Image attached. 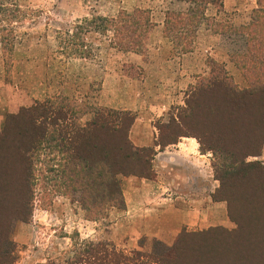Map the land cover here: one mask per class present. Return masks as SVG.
Segmentation results:
<instances>
[{
    "label": "rangeland",
    "instance_id": "obj_1",
    "mask_svg": "<svg viewBox=\"0 0 264 264\" xmlns=\"http://www.w3.org/2000/svg\"><path fill=\"white\" fill-rule=\"evenodd\" d=\"M183 1L0 0V133L8 117L21 108L57 99L69 106L82 124L101 108L147 116L153 131L150 137L164 143L187 131L178 124L177 116L189 103L194 115L185 121L191 130L234 140L235 146L230 148L241 157L255 149L254 134H264V121L259 117L264 115V93L236 105L234 100L224 99L221 88L200 95L195 89L221 70L229 74L238 89L264 82V60H249L248 65L242 57L252 51L264 56V0H240L235 9H224L221 0ZM254 1L258 7H252ZM120 11H140L148 20L135 51H119L110 45L111 32L104 35L86 27L79 34L80 41L87 44L85 48L58 46V34L72 30L74 24L97 15L115 17ZM246 26L256 28L250 44L246 43ZM254 41L258 46L253 47ZM164 46L175 51L161 53ZM181 48L195 53L185 58L187 81L177 84L175 77L180 73L175 63L169 62L164 69L160 56L171 59ZM208 48L209 52L204 50ZM74 51L77 54L69 55ZM249 66L256 71L248 70ZM15 103L19 105L17 110L8 109ZM109 139L108 134L102 137L106 147ZM259 152L246 160L264 165V139ZM205 153L209 154L215 184L211 186V208L192 214L195 223L179 228L188 214L129 211L125 185L132 187L137 207L143 206L151 199L145 190L148 181L142 180L147 177L121 175L123 206H112L107 194L95 203L90 194H85L84 202L82 190L72 193L62 185L69 174L64 155L45 153L44 165L39 164L37 169L32 217L27 222L13 221L14 245L10 247L15 252L0 264H70L98 243L129 255L133 251L161 254L171 248L177 252V264H264V174L259 177L246 170L238 174V183L226 191L233 194L230 207L235 217L230 216L228 201L221 200L227 207L222 222V212L213 202L222 197L218 194V175H227L222 168L226 157L220 146ZM99 169L104 174L101 191L107 193V167L101 165ZM97 170L93 167L90 173L95 175ZM152 173L153 178L148 179H154L155 171ZM151 191L170 189L157 187Z\"/></svg>",
    "mask_w": 264,
    "mask_h": 264
},
{
    "label": "trees",
    "instance_id": "obj_2",
    "mask_svg": "<svg viewBox=\"0 0 264 264\" xmlns=\"http://www.w3.org/2000/svg\"><path fill=\"white\" fill-rule=\"evenodd\" d=\"M259 11L260 8L257 12ZM143 17L140 11L132 14L120 11L115 17L93 16L74 24L73 29L65 34L60 32L57 36L58 46L85 48L87 44L80 41L79 34L86 27L87 31L99 34L107 35L111 32L110 45L119 51H135L140 47L144 32L149 26L148 20L146 18L144 20ZM251 24L253 22L249 26ZM249 26H246L247 44H250L256 31L255 27ZM255 41L253 47L258 46ZM71 54L75 55L77 52H69V55ZM242 57L244 64H248L249 60L250 63L264 60V56L260 57L256 51L244 53ZM249 68L253 72L256 71L254 66H249L248 70ZM261 69L264 75V67ZM218 88L223 90L227 102L234 100L238 105L249 103L252 98L264 93V82L238 89L231 82L229 74L221 70L206 82L200 83L195 91L197 95L211 94ZM187 104V109L177 116L178 124L187 131L180 132L177 138L159 144L163 146L175 142L180 136H193L198 139L204 153L206 150L215 151V146H220L222 154L226 157L222 168L227 175H218L221 181L218 194L222 197L216 200H227L230 207L233 194L226 191L238 183L237 178L241 171L255 172L259 177L264 174V165L261 162L246 160L249 155H260L264 134L256 132L253 136L255 149L243 157L238 156L237 152L230 148L235 146L234 140L226 137L212 138L209 131L201 134L190 129L185 118L190 115L193 117L194 110L188 109L191 105ZM259 117L264 121V115ZM135 118L134 114L128 111L101 108L90 121L82 124L72 109L57 99L36 101L32 106L23 107L19 113L8 117L4 132L0 133V262L15 252L10 247L14 245L11 240L13 221L27 222L32 217L37 169L39 164L44 165L45 153L55 152L64 155L69 174L62 185L72 193L82 190L84 202L87 200L85 194H90V199L94 203L107 194L112 206H123L125 198L121 175L140 174L153 178L155 149L137 148L129 136ZM105 134L110 138L108 147L102 140ZM205 134L210 142L206 140ZM101 165L107 167L108 180L105 185L107 193L101 191L104 184V174H101L99 169ZM93 167H98L95 175L90 173ZM229 213L232 218L235 217L231 207ZM178 260L177 252L171 248H167L161 254L133 251L132 255H129L127 252L118 251L116 248L108 249L105 244L98 243L70 264H177Z\"/></svg>",
    "mask_w": 264,
    "mask_h": 264
},
{
    "label": "crops",
    "instance_id": "obj_3",
    "mask_svg": "<svg viewBox=\"0 0 264 264\" xmlns=\"http://www.w3.org/2000/svg\"><path fill=\"white\" fill-rule=\"evenodd\" d=\"M178 2L180 3L182 1ZM253 3L254 5L252 7H258L256 1ZM222 4L224 9H235L236 6L238 7V4H240V0H222ZM209 5L213 4L209 3ZM162 23L164 24V20ZM168 49L169 48H165L164 46L160 48V51L161 53L175 51L174 49L171 50L172 48H170L171 51ZM204 50L209 52V48ZM188 53L189 55L194 54L195 50L183 51L182 48L178 49L177 55L171 59H165L164 56H160L161 65L164 69H167L166 67L169 62L175 63L174 68L180 73V75L178 74L175 77L178 80L177 84L184 83L188 79L184 68L185 58ZM12 107L13 106H10L8 109L12 111L17 110L19 105L15 103L14 108ZM2 119L3 115L0 108V125ZM151 133H153V131L151 129V124L148 122V117L144 115L136 117L130 129V139L134 145L139 147H155L156 154L153 159L155 177L154 179H142L145 183L148 181L145 190L148 193L150 192L148 196L151 194V199L146 200L143 206L138 205L137 207L136 202H133L132 187H130L129 184L125 185L124 192L128 203V209L130 212L141 210L155 213H185L188 214L189 217L191 216V218L188 217L184 222H180L178 228L183 227L184 224L191 226V224L195 223L192 214L209 212L211 208L212 192L214 191V188L212 190L211 186L213 185L215 187V184L211 179L209 154L201 150V145L196 137L180 136L177 141L162 146L153 140L155 139L154 137H150ZM157 187L170 189V191H160V193H158L159 191H151ZM174 187H176V189ZM138 189L141 192L142 187ZM213 203V205L222 212L219 219H222V222H224L223 220H225L227 212L225 202L215 201ZM209 220V218H206V221L209 222Z\"/></svg>",
    "mask_w": 264,
    "mask_h": 264
}]
</instances>
